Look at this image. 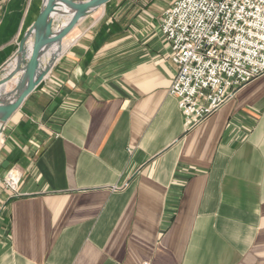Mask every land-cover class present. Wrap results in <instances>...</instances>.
I'll return each instance as SVG.
<instances>
[{
  "label": "crops",
  "instance_id": "obj_1",
  "mask_svg": "<svg viewBox=\"0 0 264 264\" xmlns=\"http://www.w3.org/2000/svg\"><path fill=\"white\" fill-rule=\"evenodd\" d=\"M173 1L103 6L6 123L0 264H264V75L187 131ZM42 3L0 0V71Z\"/></svg>",
  "mask_w": 264,
  "mask_h": 264
},
{
  "label": "built area",
  "instance_id": "obj_2",
  "mask_svg": "<svg viewBox=\"0 0 264 264\" xmlns=\"http://www.w3.org/2000/svg\"><path fill=\"white\" fill-rule=\"evenodd\" d=\"M161 21L187 131L264 75V0H175ZM21 178L10 170L0 188L16 193Z\"/></svg>",
  "mask_w": 264,
  "mask_h": 264
},
{
  "label": "water",
  "instance_id": "obj_3",
  "mask_svg": "<svg viewBox=\"0 0 264 264\" xmlns=\"http://www.w3.org/2000/svg\"><path fill=\"white\" fill-rule=\"evenodd\" d=\"M112 0H43L41 12L27 31L20 38L16 57L18 64L14 72L5 75V69L0 71V87L6 85L14 79L15 75L26 65L29 73L28 85L16 95L14 100H0L1 117V138L4 127L8 120L12 118L30 93L35 91L43 82L45 76L51 71L38 75L41 51L45 47L56 43L59 40H65L71 32L80 24L85 17L93 14L100 7L105 6ZM66 6L74 10L70 21L61 29L55 24V15L58 8ZM31 45V48H29ZM2 142V139H1ZM3 167H7L6 164Z\"/></svg>",
  "mask_w": 264,
  "mask_h": 264
},
{
  "label": "bare ground",
  "instance_id": "obj_4",
  "mask_svg": "<svg viewBox=\"0 0 264 264\" xmlns=\"http://www.w3.org/2000/svg\"><path fill=\"white\" fill-rule=\"evenodd\" d=\"M58 13L55 15V19L59 13H63L65 18L61 25L57 28L58 30L64 27L69 21L70 18L74 12V10L67 8L66 6L62 8H58ZM67 44L63 42V40L56 41V43H53L41 51V58H40V65L38 70V75H41L48 70L52 69V66L57 62V60L61 57L62 52L66 49ZM31 48V45L30 47ZM18 64V59L16 58L13 63L8 65L5 68V75H8L9 73L14 72L16 66ZM28 79H29V73L26 65H23L21 67V70L15 75L14 79L8 82L6 85L0 87V100L4 101H11L14 100L16 95L20 91H22L26 86L28 85ZM11 84H14L16 86L14 90L8 91ZM1 117L2 113L0 114V146L2 144L1 142Z\"/></svg>",
  "mask_w": 264,
  "mask_h": 264
},
{
  "label": "rangeland",
  "instance_id": "obj_5",
  "mask_svg": "<svg viewBox=\"0 0 264 264\" xmlns=\"http://www.w3.org/2000/svg\"><path fill=\"white\" fill-rule=\"evenodd\" d=\"M81 1H84V0H81ZM103 10L104 9L102 7H100L99 10H97L93 14L87 16L85 18V20L81 21L80 24L71 32V34L65 40H63V42L67 44L68 41H71V39L73 37H75L80 32H83L87 27H89L92 24V21H94L95 17H98L99 14H102ZM64 18H65L64 14L63 13H59L57 15L56 19H55L56 26H60L61 23L63 22ZM15 59L16 58H14L11 63H13ZM11 63H9L8 65H10ZM7 66H5L3 69H5ZM15 87L16 86H14V84H11L9 89H8V91L14 90Z\"/></svg>",
  "mask_w": 264,
  "mask_h": 264
}]
</instances>
